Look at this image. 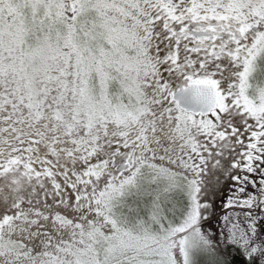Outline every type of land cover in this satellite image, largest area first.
Listing matches in <instances>:
<instances>
[{
  "label": "snow or ice",
  "instance_id": "6c2138e0",
  "mask_svg": "<svg viewBox=\"0 0 264 264\" xmlns=\"http://www.w3.org/2000/svg\"><path fill=\"white\" fill-rule=\"evenodd\" d=\"M0 264H264V0H0Z\"/></svg>",
  "mask_w": 264,
  "mask_h": 264
}]
</instances>
